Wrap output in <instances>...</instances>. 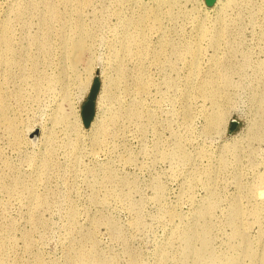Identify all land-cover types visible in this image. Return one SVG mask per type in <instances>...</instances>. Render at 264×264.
<instances>
[{
	"label": "rangeland",
	"instance_id": "374dc122",
	"mask_svg": "<svg viewBox=\"0 0 264 264\" xmlns=\"http://www.w3.org/2000/svg\"><path fill=\"white\" fill-rule=\"evenodd\" d=\"M171 1L0 0V264H264V0Z\"/></svg>",
	"mask_w": 264,
	"mask_h": 264
},
{
	"label": "bare ground",
	"instance_id": "6f19581e",
	"mask_svg": "<svg viewBox=\"0 0 264 264\" xmlns=\"http://www.w3.org/2000/svg\"><path fill=\"white\" fill-rule=\"evenodd\" d=\"M150 3L151 2H153V3H163V2H165V1H171V0H148ZM175 1V0H174ZM230 4H239V0H227ZM171 2H173V1H171ZM198 2L199 3H201L202 2V0H198ZM224 2H226V1H224V0H216V5L217 6H219L220 4H222V3H224ZM203 3V2H202ZM52 14H53V7H51L50 8V15L52 16ZM148 17V15H140V17H139V19L141 20V19H146ZM155 17L156 18H159V16L158 15H155ZM130 20H132V19H130ZM131 22V21H130ZM128 24V23H127ZM134 25V24H133ZM132 25V26H133ZM136 26H138L137 27V31H136V33L134 34V38L131 40V38L129 39V34H131V33H129V34H127V32L125 33V37L123 38V43H124V51H131V49H130V46H131V43L132 44H135L136 42H140L141 43V45L144 43V41H145V33H144V30H143V27H145V25L143 26V25H141L139 22H136ZM135 28V27H134ZM142 28V29H141ZM129 31V30H128ZM146 31V30H145ZM6 32H7V29H5V30H3V32H2V35H1V39H2V42L4 43V45H5V53H4V55H3V59H4V61H6V64H11L12 63V61L13 60H11V56H13V55H11V50H10V45H9V39L7 38V36H6ZM134 32V31H133ZM218 32V31H217ZM225 32V29H221L220 30V34L218 35V36H220V35H222L223 33ZM208 33V32H207ZM227 33V32H226ZM87 35H89V32L86 30L85 31V29H84V27H81L80 28V34H79V37L75 40V42H74V44H73V47H72V49H71V51L70 52H68V54L70 55V59H71V62H72V65H71V68H74L75 67V65L79 62V59H80V57H81V55L83 54V53H85V51H87V50H89V45H88V43H87V39H86V37H87ZM202 35V34H201ZM131 36V35H130ZM218 36H216L215 37V39L213 40V38H212V40H213V42H212V44H214V45H217V42L219 43L220 41H218V40H220V39H218L219 37ZM37 38V37H36ZM63 40V44H66V39L63 37L62 38ZM40 40V39H39ZM135 40V41H134ZM137 40V41H136ZM0 42H1V40H0ZM147 42V41H146ZM140 45V46H141ZM144 46L145 45H143V47H141V49L139 50V54H140V52H142L144 49L146 50V48H144ZM146 46H147V44H146ZM138 47V46H137ZM148 47V46H147ZM140 48V47H139ZM133 50V49H132ZM148 50V49H147ZM134 52V51H133ZM189 52H192L193 54V61H192V63L193 64H195L196 62H197V58L195 57L196 56V54H197V51L196 50H189ZM134 54V53H133ZM143 54V53H142ZM141 54V55H142ZM13 59V58H12ZM14 59H15V57H14ZM14 62H15V60H14ZM216 63H217V61H215ZM88 72V71H87ZM89 72H91L90 70H89ZM88 72V73H89ZM91 74V73H90ZM88 76V75H87ZM89 77V76H88ZM225 78L227 79L228 77L227 76H225ZM210 81V80H209ZM204 82V84H206V85H210V84H212V82ZM83 83V82H82ZM0 97H2V95L0 94ZM5 109H6V107L4 106V105H2L1 107H0V113H5ZM97 117V116H96ZM214 118L216 119V120H218V121H220L221 120V115H220V113L219 112H217L215 115H214ZM96 119V118H95ZM93 120L92 121V123H91V125L93 126L94 124H95V122H96V120ZM8 124V127L10 128V129H12V127H13V123H7ZM105 130V127L104 126H102V127H100V129H99V131L100 132H102V131H104ZM106 131V130H105ZM99 132V133H100ZM102 134V133H101ZM100 138V137H99ZM98 141H100V140H98V136H96L95 137V143L96 144H98L99 142ZM47 164V163H46ZM263 191H261L260 192V195L262 194L263 195ZM205 230V229H204ZM202 231V232H198V231H191V232H186L185 233V236H193V235H195V236H197V235H201V237L203 238V249L201 250V251H199L198 253H197V255H196V257H198V259H199V261H202L204 258H205V254H206V252H205V250L208 248V243H209V241H208V239H207V232L206 231ZM1 242V241H0ZM1 244V243H0ZM187 249H190V246L188 245L187 247H186ZM197 264H199V263H197Z\"/></svg>",
	"mask_w": 264,
	"mask_h": 264
},
{
	"label": "water",
	"instance_id": "95a60500",
	"mask_svg": "<svg viewBox=\"0 0 264 264\" xmlns=\"http://www.w3.org/2000/svg\"><path fill=\"white\" fill-rule=\"evenodd\" d=\"M215 1L216 0H205V3L207 5H213ZM100 87H101V81L97 74L96 77L94 78V82L90 89L89 96L82 105L81 114H82V119H83L85 126H89L92 123L93 119L95 118L96 102H97V97L100 91ZM234 122L235 121H232V123ZM231 129H233V124L230 127V130Z\"/></svg>",
	"mask_w": 264,
	"mask_h": 264
}]
</instances>
